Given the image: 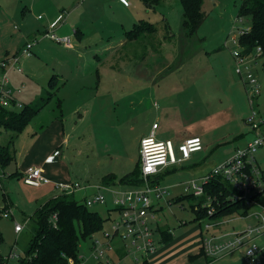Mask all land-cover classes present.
Instances as JSON below:
<instances>
[{"label": "rangeland", "instance_id": "rangeland-1", "mask_svg": "<svg viewBox=\"0 0 264 264\" xmlns=\"http://www.w3.org/2000/svg\"><path fill=\"white\" fill-rule=\"evenodd\" d=\"M49 1L57 0H38L37 7H46ZM129 1V7L117 0L90 1L97 6L96 16H104L106 23L113 25L93 35L89 31L87 41L93 39L101 48L93 51L89 60L76 58L79 70L64 71L61 85L55 79L53 87L59 85L60 90L53 94L54 91L48 92L53 88L49 85L53 79L51 69L63 67L51 60L55 42L44 37L46 27L37 20L40 9L34 12L27 9L29 0H0V63L19 55L26 43L32 44L31 56L20 58V74L6 69L8 86L22 105L42 106L21 133L31 138L42 130L40 127L58 118L65 134L61 132L60 137L56 134L51 145L59 155L56 163L64 165L65 172L57 167V173L67 175L68 183L93 187L99 186L96 184L103 171L111 173L112 168V175L120 179L139 167V141L151 132L154 122L159 125L156 138L170 140L177 156L182 139L201 138L202 151L192 154L188 162L160 169L162 180L157 182L169 187V195L154 206L155 219L151 224L161 257L155 264H187V259L188 264H247L239 254L225 257L236 251L215 260L201 254L205 222H194L191 202L182 198L191 194L185 191L187 182L200 180L225 163L255 134L264 136V124L252 133L246 124L252 110L264 117V56L259 57L256 49L246 55L251 58L248 65L251 76L260 87L253 105L249 102L246 75L235 72L233 53L242 51L239 32L250 24L249 18L239 17L242 0H205L204 21L192 33L182 26V6L178 0H161L154 10L146 9L139 0ZM91 16L96 17L93 13ZM140 20L152 23L155 34L127 42L124 32ZM31 34L37 35L31 38ZM2 72L0 69V79ZM8 110L19 113L21 108L11 105ZM11 135L0 126V144H6ZM255 158L264 173V145ZM15 166L14 159L4 170L0 169V208L13 214L8 218L0 215V264L11 252L18 257L23 255L35 226L34 212L41 201L53 198L47 194L38 200L41 188L27 187L19 175L9 177ZM122 167L125 173L119 176ZM51 183L55 186L62 182ZM98 191L105 197V203L89 209L97 212L104 222L94 238L109 230L119 216L112 194L105 189ZM95 192V189L78 192L74 199L83 202L84 197ZM54 193L60 194L57 189ZM245 210L249 215L257 208L245 206L235 216L217 221L218 224L210 221L216 224L212 229L225 228L228 230L223 232L230 233L246 227L251 219H241L247 215H243ZM16 223L23 227L19 233L14 230ZM163 230L171 233L169 242L162 240ZM90 245L91 238L79 242L84 264H92ZM124 246L129 253L120 260L112 258L114 264H137L135 258L139 259L138 264L143 262L140 255L133 254L129 241H124ZM11 263L16 264L17 259Z\"/></svg>", "mask_w": 264, "mask_h": 264}, {"label": "built area", "instance_id": "built-area-1", "mask_svg": "<svg viewBox=\"0 0 264 264\" xmlns=\"http://www.w3.org/2000/svg\"><path fill=\"white\" fill-rule=\"evenodd\" d=\"M123 5L128 6L127 0H119ZM67 13H63L65 17ZM41 19V16H38ZM55 25L50 24L46 27L45 38L52 40L59 45H69L70 38L67 36L58 37L55 33ZM248 27L240 30L239 35L247 31ZM32 44L26 43L20 50L19 55L9 58L0 63V69L3 71L0 79V108H9L15 105L22 108V104L13 98V92L9 88L6 69L15 68L19 73L22 72L19 67L21 57L31 56ZM256 51L262 54L261 48L257 47ZM251 55V54H249ZM233 57L236 63L235 72L240 76L246 75L247 85L250 87L249 102L254 104L255 99L260 94V87L255 79L251 76L250 57L234 52ZM19 92V90H18ZM157 107V104H154ZM246 124L250 127V132H255L260 125L264 124V117L258 116L255 110H252ZM158 127L157 123L151 126V132L139 141V158H140V178L141 184L131 189H112L103 186L93 187L97 192L83 199V203L87 207L95 204L103 205L105 197L98 190H107L112 194V203L119 214L114 220L113 226L102 231L101 236L91 237V255L92 264H114L112 258L122 259L126 257L128 247L124 246V241L130 242L133 254L142 258L143 262L157 252V243L154 240V230L152 221L155 219L154 206L165 196L169 195V187L161 186L156 180L160 175V169L168 168L174 165H180L187 161L192 153L202 150V141L199 137H191L184 140L177 146L178 156L175 154L172 142L169 140H159L155 136ZM251 132V133H252ZM264 145V136L255 134L247 144L237 149L234 155L225 163L215 167L209 174L200 178L193 179L185 184V191L190 192L194 197H200L204 194V185L214 177H221L224 181L232 186L235 191L234 199L242 198L246 202V206H255L257 210L254 213L247 214L241 219H251V223L242 229L235 231L213 233L211 229L219 222L203 223V232L201 248L203 254L208 258L215 260L227 253L242 250L243 259L247 264H256L259 257L264 258V205L253 199V196L263 191L264 181L262 179V171L256 161L255 154L258 149ZM58 152L46 159L47 163H52ZM23 181L26 185L39 187L47 185L51 181L42 174L41 169L29 167L23 173ZM55 189L60 194L73 195L78 190L87 189V186H80L72 183H56ZM1 188V186H0ZM209 206V205H208ZM197 210V208H196ZM5 218L13 217L12 212H2ZM214 208L207 210V215L211 216ZM2 216V214H1ZM56 220V215L52 216V221ZM202 223V222H201ZM22 226L16 223L14 230L19 233ZM21 257V256H20ZM14 252L8 257L2 259V264H12V259H20ZM80 262L84 264L83 257L79 256ZM138 264L139 259L135 258ZM17 264V263H16ZM70 264H75L70 260Z\"/></svg>", "mask_w": 264, "mask_h": 264}, {"label": "trees", "instance_id": "trees-1", "mask_svg": "<svg viewBox=\"0 0 264 264\" xmlns=\"http://www.w3.org/2000/svg\"><path fill=\"white\" fill-rule=\"evenodd\" d=\"M139 1L146 9L152 10L161 2V0ZM178 1L182 6V26L191 33L197 31L205 18V12L202 9L205 0ZM240 16L249 18L250 22L248 30L238 36V43L242 48L241 55L251 54L257 47H260L261 56H264V0H242L239 7ZM155 32L156 28L152 23L140 20L130 30L125 31L124 36L127 42H136L141 38L152 36ZM55 79L54 77L50 79L51 87H53ZM41 107L23 105L19 113L10 112L9 108H0V126L12 133L6 144H0L1 170L8 167L14 160L11 147L15 137L26 128ZM12 175H19V173H12L9 177ZM262 176L264 181L263 172ZM157 180L160 182L162 175H159ZM101 183L104 185L118 184L125 188L138 187L141 184L140 165L131 174L117 179V182L114 175L108 174L102 177ZM234 194L235 191L230 184L221 177H214L204 185L202 196L194 197L190 194V196L182 198L191 202V208L195 212L193 220L195 223L201 224V221L217 222L233 217L244 209L245 200L234 199ZM253 199L264 205V188L262 192L254 195ZM210 207L214 208V213L211 216L207 215V210ZM2 211L0 208V215ZM246 214L247 210L243 212V215ZM53 215H56L54 222L52 221ZM32 220L35 226L17 264H70V260L77 264L80 262V240L85 241L101 231L104 222L97 212L91 211L83 202L74 199V195L65 194L50 198L39 206L34 212ZM160 232L164 242H169L172 239L171 233L167 230ZM201 254H203L202 248ZM140 264H147V262L144 261Z\"/></svg>", "mask_w": 264, "mask_h": 264}, {"label": "crops", "instance_id": "crops-1", "mask_svg": "<svg viewBox=\"0 0 264 264\" xmlns=\"http://www.w3.org/2000/svg\"><path fill=\"white\" fill-rule=\"evenodd\" d=\"M90 1L92 0H57L56 2L49 1L50 3H48L46 7L44 6L43 8H40V7H37L39 3L38 0H29L28 8L26 6L27 9H31L33 12L35 10L40 9L39 12L37 13V20L42 21L44 27H47L48 25L53 24L56 27L55 28L56 34H60V35H63V37L67 36L70 38L69 45L63 46V45H59L55 43L53 45L54 46L53 53L55 54L51 55V60L54 59V61L59 63V66L63 67L62 68L63 70H61L60 68L53 67L51 69V72H52L51 77H55L56 79H58V82L60 85L63 83L62 78L64 77V74H63L64 71L68 69H72L73 71L79 70V66H77L78 62L76 63V58L80 59L82 57V58H86L87 60H89L91 57V54H93V51H96L98 48L99 49L101 48L100 47L101 45L99 46V44L95 40L92 39V42L90 43L87 41L88 39L86 38L88 36L87 34L89 33V31H92L93 33L91 35H93L94 33H98L99 31H102L103 29L104 30L109 29L113 25L111 22L106 23L104 16H98V17L96 16L95 11L97 10V6L95 4L90 3ZM127 1H128V6L123 5L119 0H117V3L121 4L124 7H129L130 1L129 0ZM75 4H77V6H75ZM63 13H67V15L63 17L62 16ZM92 13L94 16H96L95 19L91 16ZM38 16H41V19H38ZM27 31H30V30H27ZM76 32H78L79 34H77ZM36 35L31 34L30 37L31 38L36 37ZM108 43H111V42H108ZM59 53L61 55H59ZM74 63L76 64L77 68H74L75 67ZM12 69L15 70L17 74L21 73V72L19 73L15 68H12ZM58 86L59 85L53 87L54 89L49 88L48 92L51 93L52 91H54L53 93H58V91L60 90V86L59 88ZM20 93L21 92H19V94ZM23 105H29V104H23ZM30 106L33 107V105H30ZM40 129L42 130H40L38 134H35V136L31 138H30V135L24 136L23 133H21L19 136H17L14 139L13 145H12V147L14 148V150L12 151H13L14 159L16 162V166H15L16 170L14 171V173L18 172L19 176L22 177L26 169H28L29 167H36V168L41 169L42 174L48 179H50L52 182L55 181V183L56 182L68 183L67 181L69 180V178H67V175L59 176V174L57 173L58 171L57 167L60 169L64 168V172H65L64 165H62L61 163H56V159L59 157V155L56 156L55 160L52 163H47L46 161L48 157L54 154L53 152L54 149L52 148V145H51L53 139L57 138V136L60 137L61 132H63V135L65 134L63 123L59 122L58 118H54V119H51L50 122H48L46 125L40 127ZM158 129H159V125L155 131V136H157ZM191 137H197V136L185 137L179 142L178 145H180L184 140L191 138ZM201 141L203 145V140L201 139ZM63 142H64V139H63ZM191 156L187 161H184L181 164L188 162L191 159ZM110 172L111 173H108L107 171H103L104 174L102 175V177L108 174H114V171L112 170V168ZM124 173L125 172L123 171V167H122L121 174L119 176L123 175ZM101 179L98 181L96 185H101L104 188H112V189H120V190L127 189L118 184L104 185L101 183ZM117 179L118 178L116 177V182H117ZM52 184L53 183L50 182L47 185H42L39 187H34V186L26 185V184L25 185L29 188H37V189L41 188L42 189V190H39L38 192V200H39V199H43L44 196L47 194H52V197H55L56 195V193H54L55 188ZM84 186H87L89 188L78 190L75 193H78V192L82 193V191H85V190L89 192L90 189L92 191L94 189L93 188L94 185L87 184ZM37 202L39 201H36V203ZM45 202L46 201L44 202L41 201L39 206H41ZM219 227H223V224ZM226 230L228 229L216 227L215 229H212L211 232L220 233ZM158 253L159 251H157L154 255H152L148 259L147 264H155L158 262V260L161 261V257L160 255H158ZM234 254H239L240 256H242V259H243L242 250H238L225 257L231 256ZM259 258L260 259L258 260L259 261L258 264H264V258L263 257H259ZM187 260L188 262H190L189 259Z\"/></svg>", "mask_w": 264, "mask_h": 264}]
</instances>
